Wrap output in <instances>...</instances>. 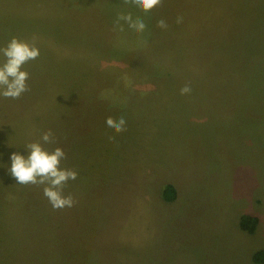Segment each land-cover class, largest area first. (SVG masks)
<instances>
[{"label": "rangeland", "instance_id": "1", "mask_svg": "<svg viewBox=\"0 0 264 264\" xmlns=\"http://www.w3.org/2000/svg\"><path fill=\"white\" fill-rule=\"evenodd\" d=\"M129 12L142 35L114 30ZM13 37L40 55L22 68L30 90L0 96V264H255L264 0H163L148 14L124 0H0V48ZM120 115L127 130L110 142L105 120ZM48 129L58 144L45 148L62 147L79 174L65 189L75 206L60 211L9 172ZM244 214L260 219L255 233Z\"/></svg>", "mask_w": 264, "mask_h": 264}, {"label": "clouds", "instance_id": "2", "mask_svg": "<svg viewBox=\"0 0 264 264\" xmlns=\"http://www.w3.org/2000/svg\"><path fill=\"white\" fill-rule=\"evenodd\" d=\"M125 4L134 5L143 13L148 14L163 5V0H124ZM183 22L182 17H177L176 23ZM124 24L128 29L138 35H142L147 25L144 20L132 13L119 14L114 21V30L123 32ZM157 27L167 30L168 23L161 18L157 21ZM0 54L5 61L0 65V96L6 99H19L22 94L29 91L28 80L30 74L22 70L23 66L31 60L39 57V49L26 41L13 37L5 47L0 48ZM191 93L190 84H185L180 89V95ZM106 127L113 130L114 134L108 136L110 142L127 130V119L124 115L117 117L109 116L105 120ZM58 144L55 134L51 129L42 131L35 142L28 143L25 147L29 153L25 156L13 153L10 157V175L23 186H36L42 188L44 197L48 200L54 211L72 208L76 200L71 194L66 195L65 189L69 182L78 179V172L74 169L63 167V161L67 154L62 147H55L52 151L45 145Z\"/></svg>", "mask_w": 264, "mask_h": 264}, {"label": "trees", "instance_id": "3", "mask_svg": "<svg viewBox=\"0 0 264 264\" xmlns=\"http://www.w3.org/2000/svg\"><path fill=\"white\" fill-rule=\"evenodd\" d=\"M177 190L174 185L166 184L162 190V197L165 201L173 203L176 200ZM260 223V219L257 216L251 214H244L241 217L240 227L241 230L249 234L256 232ZM253 262L255 264H264V248L258 250L253 255Z\"/></svg>", "mask_w": 264, "mask_h": 264}, {"label": "bare ground", "instance_id": "4", "mask_svg": "<svg viewBox=\"0 0 264 264\" xmlns=\"http://www.w3.org/2000/svg\"><path fill=\"white\" fill-rule=\"evenodd\" d=\"M172 203V202H171ZM52 216V215H51ZM52 219V218H51ZM60 221V220H59Z\"/></svg>", "mask_w": 264, "mask_h": 264}]
</instances>
